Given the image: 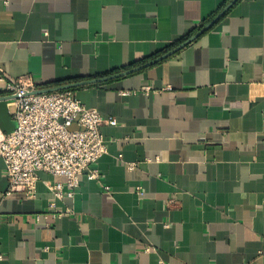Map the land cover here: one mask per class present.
Masks as SVG:
<instances>
[{
  "label": "crops",
  "instance_id": "0c3cea01",
  "mask_svg": "<svg viewBox=\"0 0 264 264\" xmlns=\"http://www.w3.org/2000/svg\"><path fill=\"white\" fill-rule=\"evenodd\" d=\"M229 1L0 0V72L36 89L116 73ZM71 91L116 120L100 124L99 176L48 209L58 178L6 193L0 157V264H264V0H237L161 61ZM11 108L0 102L3 132Z\"/></svg>",
  "mask_w": 264,
  "mask_h": 264
},
{
  "label": "built area",
  "instance_id": "2783aa9c",
  "mask_svg": "<svg viewBox=\"0 0 264 264\" xmlns=\"http://www.w3.org/2000/svg\"><path fill=\"white\" fill-rule=\"evenodd\" d=\"M0 83L15 122L10 132L0 129V157L9 182L6 193L21 191L32 197L38 173L45 172L58 178L46 182L52 196L47 207L54 209L55 200L74 196L81 175L98 178L94 166L106 153L100 124L115 125L116 120L86 107L70 89L31 93L36 87L29 75L12 78L0 72ZM127 167L134 168V163Z\"/></svg>",
  "mask_w": 264,
  "mask_h": 264
},
{
  "label": "water",
  "instance_id": "95a60500",
  "mask_svg": "<svg viewBox=\"0 0 264 264\" xmlns=\"http://www.w3.org/2000/svg\"><path fill=\"white\" fill-rule=\"evenodd\" d=\"M237 0H230L228 3L225 4V6L209 21L207 22L201 29H199L196 33L192 34L191 36H189L188 38H186L185 40H183L182 42H180L178 45H176L174 48L148 60L145 61L141 64L138 65H134L131 66L127 69H124L122 71L116 72V73H112L109 75H104L98 78H93V79H84V80H80V81H74V82H67V83H61V84H57V85H52V86H43V87H39L37 89H34L31 93H43V92H49V91H55V90H63V89H71V88H75V87H79V86H84V85H88V84H92V83H97V82H102V81H106V80H110V79H114V78H119L128 74H131L133 72L139 71L143 68H146L148 66H151L159 61H161L162 59L170 56L171 54L175 53L176 51H178L179 49H181L182 47H184L185 45H187L188 43H190L193 39H195L197 36H199L201 33L205 32L208 28H210L227 10L228 8L234 4ZM8 96H0V102L1 101H5L7 99ZM15 127V126H14ZM72 128L74 127L71 126Z\"/></svg>",
  "mask_w": 264,
  "mask_h": 264
},
{
  "label": "trees",
  "instance_id": "16d2710c",
  "mask_svg": "<svg viewBox=\"0 0 264 264\" xmlns=\"http://www.w3.org/2000/svg\"><path fill=\"white\" fill-rule=\"evenodd\" d=\"M141 61H143V60H141ZM141 61H137V62H134V63H132L131 65H136V64H138V63H140ZM58 84V82H56V83H54V85H57ZM74 88H71L70 90H73Z\"/></svg>",
  "mask_w": 264,
  "mask_h": 264
},
{
  "label": "bare ground",
  "instance_id": "6f19581e",
  "mask_svg": "<svg viewBox=\"0 0 264 264\" xmlns=\"http://www.w3.org/2000/svg\"><path fill=\"white\" fill-rule=\"evenodd\" d=\"M12 109V108H11Z\"/></svg>",
  "mask_w": 264,
  "mask_h": 264
}]
</instances>
